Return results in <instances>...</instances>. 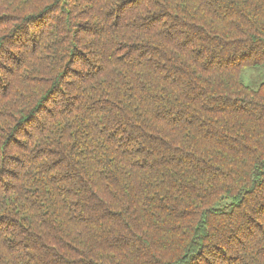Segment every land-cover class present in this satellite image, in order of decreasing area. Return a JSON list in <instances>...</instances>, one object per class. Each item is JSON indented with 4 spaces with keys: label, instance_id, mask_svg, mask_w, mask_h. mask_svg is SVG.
Returning a JSON list of instances; mask_svg holds the SVG:
<instances>
[{
    "label": "trees",
    "instance_id": "16d2710c",
    "mask_svg": "<svg viewBox=\"0 0 264 264\" xmlns=\"http://www.w3.org/2000/svg\"><path fill=\"white\" fill-rule=\"evenodd\" d=\"M264 0H0V264H264Z\"/></svg>",
    "mask_w": 264,
    "mask_h": 264
},
{
    "label": "rangeland",
    "instance_id": "374dc122",
    "mask_svg": "<svg viewBox=\"0 0 264 264\" xmlns=\"http://www.w3.org/2000/svg\"><path fill=\"white\" fill-rule=\"evenodd\" d=\"M241 77L247 84L257 87L264 82V66L244 68Z\"/></svg>",
    "mask_w": 264,
    "mask_h": 264
}]
</instances>
